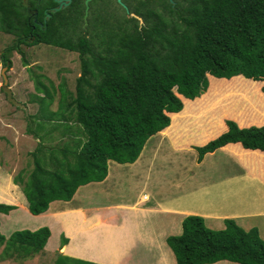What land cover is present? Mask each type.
<instances>
[{
  "label": "trees",
  "instance_id": "16d2710c",
  "mask_svg": "<svg viewBox=\"0 0 264 264\" xmlns=\"http://www.w3.org/2000/svg\"><path fill=\"white\" fill-rule=\"evenodd\" d=\"M95 1L87 18L85 0H72L45 21L54 0H29L37 14L23 0H0V31L15 38L0 63L10 68L12 52L18 51L29 64L20 47L38 43L78 52L81 63L75 90L65 81L56 87L43 74L32 75L39 109L29 116L28 131L40 144L32 152L31 170L14 177L30 211L43 213L54 200H71L81 185L103 181L109 160L135 162L153 135L167 133L170 139L186 126L192 130L189 122L198 106L235 88L250 93L244 101L249 116L233 115L226 120L228 130L206 144L214 132L190 138L200 144L194 146L199 162L228 143L254 150L243 148L237 155H257L255 171L262 178L264 152L256 149L264 151V0H123L130 11L121 14L95 7ZM181 95L189 100L183 102ZM221 127L220 122L214 131ZM14 208L0 203V212ZM224 224L213 229L203 216L187 215L182 233L167 237L177 264H264L259 229H245L234 218ZM50 235L48 226L16 230L9 237L0 233V246L8 258L33 257L44 251ZM81 263L99 264L62 253L53 262Z\"/></svg>",
  "mask_w": 264,
  "mask_h": 264
},
{
  "label": "crops",
  "instance_id": "0c3cea01",
  "mask_svg": "<svg viewBox=\"0 0 264 264\" xmlns=\"http://www.w3.org/2000/svg\"><path fill=\"white\" fill-rule=\"evenodd\" d=\"M180 98L183 102L189 100L183 95ZM11 115L12 112L9 111V118H3L0 113V129L11 126L10 123L13 122ZM216 119L214 116L213 120L208 119L206 123L207 134L214 132V135L204 144L228 130L226 120ZM220 122L222 130L215 132ZM159 135L158 142L151 146L146 144L135 162L119 163L109 160L108 175L103 181L81 185L71 200H54L50 203L49 209L40 214H33L30 211L25 193L21 186L14 182L11 168L0 164V203L15 206L9 213L0 212V233L9 237L18 229L36 230L48 226L51 235L42 254L49 255L52 259H55L58 253H62L72 260L99 264H167L161 255L164 250L168 253L170 262L177 264L171 247L168 245L170 249L163 248L158 238L163 234L160 240L164 241L173 229L177 234L182 233V222L187 215H201L207 224L212 220H221L216 223L224 224L225 218H234L245 229H250L254 225L248 221L249 218L264 216L262 211L264 209L257 210V206L242 211L239 208L243 201H247L246 196L252 195L253 185L262 186L264 198V176L257 180L256 171L253 170L257 155H250L249 159L241 158L237 155L241 154L244 148L241 143H228L214 152L207 153L202 160L203 164L209 156H214L216 163L213 164V168L221 171L222 165L223 168L226 166V169L220 172L217 180L207 184L201 182L189 192L184 186L189 180V175L187 179L181 176L174 178L173 175L167 177V169L172 172L173 167L152 165L155 157L151 158L149 152L154 150L155 153L158 151L157 144L166 140L172 141L174 138H165L166 136L161 133ZM181 136L179 133L173 141ZM24 148L25 154H32L34 150L25 139L19 149L23 152ZM238 166L241 168L240 171H237ZM5 174L10 176L11 182L7 180ZM241 181L243 183H240ZM199 192L200 197H194ZM98 197H106L108 201L97 205L95 201ZM259 211H262L261 214ZM259 231L261 234V230ZM138 233L149 236L152 244L138 241ZM220 261L222 264H228L225 262L229 260Z\"/></svg>",
  "mask_w": 264,
  "mask_h": 264
},
{
  "label": "rangeland",
  "instance_id": "374dc122",
  "mask_svg": "<svg viewBox=\"0 0 264 264\" xmlns=\"http://www.w3.org/2000/svg\"><path fill=\"white\" fill-rule=\"evenodd\" d=\"M122 2L123 4L120 3L118 0L116 2L114 0H96L94 6L99 7L100 9L105 8L108 11H113L117 14H121V11L123 9H126V12H129L130 10L128 8V5L123 0ZM14 40L15 38L12 34L0 31V56L4 48L13 44ZM20 49L24 53V56L26 57V60L29 64H25L22 54H20L18 51H13L11 55L13 64L10 68L7 66L8 68L6 70V73L9 78V85L13 90L14 98L18 102L24 104L25 107H19L10 102L7 98V94L5 93V91L2 90L4 78L1 71L4 65L2 62L0 63V113L3 118H9L8 112L11 111L12 115L10 118H13V122L10 123L11 126L9 128L3 130L0 129L2 131L0 133V164L11 168L10 172L13 178L24 168L31 170V168L33 167L32 160L34 159V157L32 156V154H25V148L23 149V152H21V149H19L24 139L26 143H30V147L34 148V150L40 144V140H38L39 138H37L32 133H29L28 131L29 123L31 122L29 116L31 114H35L39 109L38 102L34 100L35 95L37 93L39 94V92L36 91L35 80L33 79L34 77L32 75L43 74V79H45V82L49 83V79L54 82V85L56 87H58L60 83L65 81L67 88L75 90L76 79L81 74V63L78 52L70 51L68 49L44 43H38L33 45L22 44ZM261 82L262 83L260 84V90L262 91L264 81ZM248 94L250 93L246 92L242 88H235L232 91L230 90L223 92L221 95H217V97L206 99V101H204L205 108L200 105L197 107L198 109L196 108V111L192 113V115L194 116H191L192 119L189 122L190 124L192 122V130L186 129L188 128L186 126L185 129H182L179 132L182 136L177 137L178 140L173 141V139L175 138L174 137L172 141H163L162 143H159V145L157 144L156 147L158 148V151L153 153L154 150H151L149 152V154H151V158L155 157V160L154 162H152V165H170L171 167H173L172 172L170 169H167V177L173 175L174 178L181 176L184 179H187L189 175V180H187L184 185L185 188H188L189 192H192L196 187L199 186L201 182L207 184V182L217 180L220 176V172L223 169H226V166H224L223 168V166L219 164L222 167V170L216 171L213 168V164L216 163L214 156H209V159L207 158L204 162L205 164H203L202 161L199 162L198 151L195 149L194 146H199L200 144L192 142L191 138H194L193 135H195L196 133H207L206 123L208 119L213 120L214 116L217 118L219 117L221 120L224 121L227 119H233V115L238 117L239 113H241L243 116L245 115V117L249 116V114L251 113L250 105L245 104L244 102L245 100L249 99L250 95ZM206 105H208V107H206ZM4 107H6L7 109H4ZM57 107L58 96L54 100L51 109L56 110ZM224 113L228 114L224 115ZM33 126L35 127V124H33ZM179 133L175 136H178ZM159 134L160 133L153 135L150 140H148L147 144L151 146L154 145V143L158 142L157 139L160 137ZM166 135L167 133H164V136ZM165 138L169 139L168 136H166ZM55 141L58 142V140ZM17 142L19 144H17ZM240 170L241 168L238 166L237 171ZM253 170H255V168ZM4 176L9 182H11L10 176L6 174ZM240 183L243 182L241 181ZM251 190L252 195H247V201H243L241 205H239L241 211L250 210L252 209V207L256 206L257 210L264 209L262 186L257 184L256 186L253 185ZM137 192L138 190L136 189V196H138ZM200 193L201 192H199V194L194 197H200ZM248 194H250V191H248ZM146 198L148 199V196H146ZM107 201L108 198L106 197H98V199H96L95 201V204L102 205L105 204ZM262 211H259V214H261ZM216 221L220 222L221 220L209 221L207 225L213 229H221L225 227V224H218L216 223ZM248 221H251L250 223L254 224L252 227H256L261 230L262 238H264V216L252 217L249 218ZM171 234H177L176 230H171L169 232V235ZM162 235H160L158 238L161 242L162 247L169 248L166 242L167 237H165L164 241L160 240ZM137 238L138 241H143L146 243L148 242L150 243V245L152 244L151 238H149V236L144 233H138ZM21 255L22 254H19V256ZM161 255L164 259V263L172 264V262H170L168 253L163 250L161 252ZM17 258H8L7 254L3 251V246H0V264H53L55 260L52 259V257H50L49 255L47 256L42 253L35 254V256L33 257H26L20 259ZM222 263L223 262L220 261L208 264ZM225 263L240 264L229 261H226Z\"/></svg>",
  "mask_w": 264,
  "mask_h": 264
},
{
  "label": "water",
  "instance_id": "95a60500",
  "mask_svg": "<svg viewBox=\"0 0 264 264\" xmlns=\"http://www.w3.org/2000/svg\"><path fill=\"white\" fill-rule=\"evenodd\" d=\"M57 5L52 7L49 11H47L46 13V19L45 21L51 17L52 13H55L57 11H60L62 9H65L67 8L71 3H72V0H54ZM92 0H85V5H86V9H85V18H87L88 14H89V8H90V2ZM120 3L123 4L122 0H118ZM171 1H174V0H171ZM23 4L27 7L28 11L29 12H34V13H37V10L35 9H32L31 7V4L29 2V0H23ZM133 15L139 17L140 19H142L140 16L136 15L133 13ZM86 23H87V20H86ZM7 66H4L2 68V75H3V78H4V84L2 85V88L3 90L5 91V93L7 94V98L10 102H12L13 104L19 106V107H25L24 104L18 102L14 96H13V91L9 85V78H8V75L6 73V70H7Z\"/></svg>",
  "mask_w": 264,
  "mask_h": 264
},
{
  "label": "clouds",
  "instance_id": "9594fccd",
  "mask_svg": "<svg viewBox=\"0 0 264 264\" xmlns=\"http://www.w3.org/2000/svg\"><path fill=\"white\" fill-rule=\"evenodd\" d=\"M132 15H133V13H132ZM209 77V76H208ZM209 81H210V79H209ZM210 86V85H209ZM11 87V86H10ZM3 89V88H2ZM12 89V88H11ZM4 91V90H3ZM175 235V234H174Z\"/></svg>",
  "mask_w": 264,
  "mask_h": 264
},
{
  "label": "flooded vegetation",
  "instance_id": "af4514ba",
  "mask_svg": "<svg viewBox=\"0 0 264 264\" xmlns=\"http://www.w3.org/2000/svg\"><path fill=\"white\" fill-rule=\"evenodd\" d=\"M32 13H34V12H32ZM35 14H37V13H35Z\"/></svg>",
  "mask_w": 264,
  "mask_h": 264
}]
</instances>
